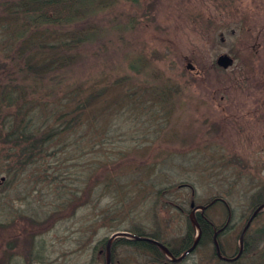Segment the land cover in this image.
Returning <instances> with one entry per match:
<instances>
[{"label":"rangeland","instance_id":"374dc122","mask_svg":"<svg viewBox=\"0 0 264 264\" xmlns=\"http://www.w3.org/2000/svg\"><path fill=\"white\" fill-rule=\"evenodd\" d=\"M89 22L97 35L63 74V84H81L85 94L89 87L105 93L97 106H111L92 121L101 134L91 139L89 126L80 129L85 137L78 154L45 160L47 180H34L30 171L11 177L0 153V220L6 221L0 264H20L25 250L29 230L22 231L27 224L17 215L36 212L33 217L41 218L71 192L79 195L74 212L35 238L52 264H85L97 239L122 232L111 216L122 218L123 228L137 222L151 232L159 226L163 239L175 238L184 232L182 210L197 204L193 221L191 214L215 197L232 209L235 228L221 240L232 255L239 250L250 196L264 183V0H115ZM220 54L233 59L229 67L215 64ZM10 78L19 81L18 75ZM120 156L143 164L122 182L130 184L122 194L109 184L126 174ZM112 159L124 165L112 171ZM165 185L170 191L158 196ZM208 214L217 226L225 223L220 203ZM262 224L264 214L249 234ZM84 240L89 245L79 247ZM250 251L236 264H263L264 248ZM210 253L196 251L182 264H212Z\"/></svg>","mask_w":264,"mask_h":264},{"label":"trees","instance_id":"16d2710c","mask_svg":"<svg viewBox=\"0 0 264 264\" xmlns=\"http://www.w3.org/2000/svg\"><path fill=\"white\" fill-rule=\"evenodd\" d=\"M114 1L3 0L0 2V153H2L5 172L11 174V177L17 179V176L25 171H30L33 178L35 177L34 180L41 175L43 180H47L51 173L43 168L45 162L48 166V161L45 160L59 156L66 158L67 154H78L80 149L78 141L85 137L79 134L80 129L84 127L87 129L89 126L88 133L94 135L91 139L100 136L98 127H95L92 121H97L99 118V110L106 112L111 106L101 108L97 106V103L103 101L105 93L100 89L98 91L89 87L88 93L85 94L81 84L70 82L63 84L65 80L63 74L66 73L67 76L81 59L84 45L97 35L93 23L86 24L85 19L93 18L99 10L109 7ZM125 1L132 4L138 2V0ZM89 25L91 27H88ZM11 75L13 77L18 75L19 81H13ZM131 102L129 106L132 105ZM117 159L121 162L126 161L121 156ZM111 161L112 171L122 164L121 162L116 164L118 162L116 159ZM124 163L125 165H122L126 167V174L119 173L117 178L110 179L109 183L113 184L114 190L120 194L130 186L122 182H127V178L138 170V166L143 165L139 163L140 165L136 166L135 161ZM103 165L106 164L102 163ZM139 174L144 177L146 173L142 171ZM64 186L68 187V184L64 182ZM168 191L170 190L165 185L158 188L157 194L164 195ZM70 194L73 195L71 198L56 204L41 218H38V214L33 217L36 214L35 210L32 211L35 213L31 216L24 213L17 215L24 225L27 224V228L23 226L22 231L27 233L26 231L29 230L25 250L20 253V264H52L53 260L48 259L52 255L48 256L46 253L47 247L43 242H35V238L47 232L57 220L74 212L73 210L80 203L73 202L79 195L72 192ZM119 199L120 202L123 201V195L122 199L121 197ZM250 199V212L246 221L258 206L264 204V183L251 194ZM216 203L221 204L225 213V223L220 226H217L208 214V210ZM71 205L74 209L68 213L67 206ZM196 206L195 203H189L188 210H182L186 215L184 232L171 239H163L162 229L159 226L151 232L144 231L142 224L137 222L130 228H123L120 225L123 219L111 216L110 221L117 220L118 224L113 226L114 229L121 230L125 234L114 238L110 234L97 239L89 247L90 254L85 264H182L188 255L203 250L211 251L209 257L212 264H236L253 248L259 246L264 248V224L249 234L251 223L260 214H264V208L257 212L243 233L241 255L235 260L227 261L216 254L213 239L215 238L218 243L222 256L233 258L237 255L238 249L232 255L227 254L221 242L225 235L235 228L233 223L231 224L232 209L229 203L222 197L211 199L201 205V209L191 214L193 222L190 219V212ZM0 212L2 213V210ZM1 220L2 228L5 227L6 221ZM195 230L198 237L195 247L183 258H179L193 245L196 239ZM239 236L240 234L238 240ZM145 238L161 243L169 254ZM250 243L251 249L248 245ZM78 244L79 247L80 244L83 247L89 245L88 240ZM172 258L179 259L171 260ZM260 260L264 264V253ZM11 261L10 259L5 263L19 264Z\"/></svg>","mask_w":264,"mask_h":264},{"label":"water","instance_id":"95a60500","mask_svg":"<svg viewBox=\"0 0 264 264\" xmlns=\"http://www.w3.org/2000/svg\"><path fill=\"white\" fill-rule=\"evenodd\" d=\"M232 62H233V59H232L229 55H227V54H220V55L217 56V58H216V60H215V64H216L218 67H221V68H223V69L229 67V66L232 64ZM200 208H202V207H200ZM262 208H264V204L258 206V207L253 211L252 215L249 217V219L247 220V223L245 224L244 228L242 229V232L240 233V236H239V250H238V253H237V255H236L235 257H233V258H226V257L222 256V255L220 254V249H219V245H218V243L216 242L215 238L213 239V244H214V248H215L216 254H217L221 259H223V260H227V261H232V260L237 259V258L240 256V254H241V252H242V248H243V233H244V232L246 231V229L249 227V225H250L252 219L256 216L257 212H258L259 210H261ZM123 234H125V233H123V232L116 233L115 235H113L112 238L117 237V236H119V235H123ZM135 238H137V237H135ZM145 239L154 242V243L157 244V245H158V246H159V247H160V248H161L166 254H169V251H168V250L166 249V247H165L164 245H162L161 243H159V242H157V241H155V240H153V239H149V238H145ZM197 240H198V237H196V239H195L193 245H192L189 249H187L183 254H181L179 258H183L186 254H188L191 250H193V248L195 247V245H196V243H197ZM179 258H172L171 260H177V259H179Z\"/></svg>","mask_w":264,"mask_h":264},{"label":"flooded vegetation","instance_id":"af4514ba","mask_svg":"<svg viewBox=\"0 0 264 264\" xmlns=\"http://www.w3.org/2000/svg\"><path fill=\"white\" fill-rule=\"evenodd\" d=\"M248 219H249V218H248ZM248 219H247V220H248ZM253 219H254V218H253ZM253 219H252V220H253ZM246 223H247V221H246ZM240 255H241V254H240Z\"/></svg>","mask_w":264,"mask_h":264}]
</instances>
